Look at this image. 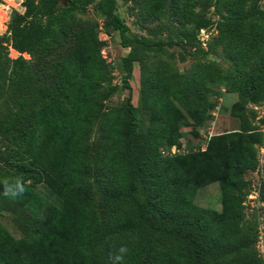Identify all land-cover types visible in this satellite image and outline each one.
<instances>
[{
  "label": "trees",
  "instance_id": "obj_1",
  "mask_svg": "<svg viewBox=\"0 0 264 264\" xmlns=\"http://www.w3.org/2000/svg\"><path fill=\"white\" fill-rule=\"evenodd\" d=\"M95 1L103 25L116 30L121 45L129 48L121 59L126 88L139 50H158L164 44L125 35L128 27L115 13L116 0H23V13H12L7 32L0 35V139L15 135V161L24 168L34 165L38 180L55 179L58 187L72 183L63 204L46 209L33 238L16 240L0 226V264H263L253 246L255 230L249 234L241 229L249 190L244 174L256 168L254 146L262 133L249 129L213 135L203 151L161 156L159 148L178 139L180 124L190 117L201 125L215 105L199 89L220 72L213 61L193 79L168 67L154 81L142 72L138 102L148 114L145 131L135 127L131 92L123 116L104 111L102 97L96 95L109 72L100 55L104 42L96 24L76 14ZM259 1L203 4L218 15L213 21L216 40L237 48L235 85L243 100L251 95L244 86L252 84L254 73L264 71ZM210 22L200 17L181 40L196 46L198 30ZM252 33L256 44L249 46L244 40ZM9 47L19 55L10 57ZM32 88L34 93L27 95ZM97 118L102 121L101 141L92 153L89 131ZM91 157L97 166L92 178L75 172L69 179L71 164L87 169ZM212 181L220 184V213L193 202L196 190ZM17 192L16 199L32 194L25 183ZM259 198L264 203V182ZM82 243L87 255L80 250Z\"/></svg>",
  "mask_w": 264,
  "mask_h": 264
},
{
  "label": "rangeland",
  "instance_id": "obj_2",
  "mask_svg": "<svg viewBox=\"0 0 264 264\" xmlns=\"http://www.w3.org/2000/svg\"><path fill=\"white\" fill-rule=\"evenodd\" d=\"M204 2L205 0H116L115 13L128 27L125 35L136 34L138 37L143 36L153 41H164L162 48L158 50H139V60L133 62V71L128 79L129 88L123 85L125 71L121 60L129 48L121 45L119 33L111 26L103 25L102 15L96 9V1L76 14L95 23L98 38L104 42L100 49V55L104 58L109 72L107 80L101 82L96 93L97 96L102 97L103 110L111 111L117 117L123 116L126 100L131 92L130 103L134 106L135 127L139 131H145L148 126L147 111L141 109L138 102L143 71H147L151 81L163 78L167 67L175 69L186 79H193L205 67V63L213 61L218 65L220 72L216 79L214 81L206 80L199 86L209 105L215 101V105L207 109L206 119L201 125H196L188 117V122L182 123L178 127L180 134L178 139L175 142L167 140L165 145L159 148L160 154L164 157L203 151L213 135L249 129L260 131L262 140L254 146L256 168L253 171H246L244 174L246 188L249 189L248 194L254 193L253 191H260L264 182V71L262 74L254 73L252 84L244 86V88L247 87L245 88L246 92L251 95L246 96L243 100L241 92H239L240 87L235 85L236 80H239L235 75L237 66L235 59L233 60L237 48L228 41L218 42L216 40L217 29L213 21L217 20L218 15L213 12V8L206 9L203 6ZM259 7L264 10V0L259 1ZM200 17L210 19L211 22L208 26L201 28L207 29L210 34L205 41H202L199 29L196 34L197 44L192 47L182 41L181 36L184 32L193 31ZM261 33L263 39L264 33ZM251 35H256V33L249 34L244 41L248 42L249 46H254L256 43H253L254 39L251 38ZM133 43L135 42L133 41ZM259 43V48L264 50V40ZM9 55L15 58L19 53L13 49L11 52L9 50ZM24 57L29 59L27 54ZM245 79L247 78L245 77ZM198 84L199 80L196 79V85ZM108 89H112V92L109 96L104 97L103 95ZM18 91H20L19 87L15 86L13 92L17 94ZM218 91L221 94L216 97ZM26 92L27 95L34 93L33 88L26 89ZM30 99L33 101V97ZM178 107L182 110L180 105ZM33 110L31 104L28 111L32 112ZM101 128V119H95L89 131L90 152L92 153L97 152L100 148ZM169 143L171 145L167 146ZM174 150L175 153L172 152ZM15 160V135L4 140L0 139V226L12 238L19 240L26 237L33 238L38 234L37 224L45 217L46 209L60 207L63 204L67 188L72 182L65 181L58 187L55 179L48 182L44 177H41L38 180L34 165H27L24 168ZM71 165L68 169L69 179H73L76 172L80 177L90 180L91 173L97 167L95 157L90 158L87 169L79 164ZM12 179H15V182L9 184L8 182ZM22 183L31 187L32 194L28 198L16 199L13 195L22 192H17ZM248 194L243 202L244 219L241 229L250 234L253 233L254 227L256 228L259 221H264V204L258 205L257 199L249 197ZM193 202L200 207L220 213L222 201L219 182L212 181L199 187L195 192ZM80 250L84 255H87L83 243ZM123 251L126 253L125 250Z\"/></svg>",
  "mask_w": 264,
  "mask_h": 264
},
{
  "label": "built area",
  "instance_id": "obj_3",
  "mask_svg": "<svg viewBox=\"0 0 264 264\" xmlns=\"http://www.w3.org/2000/svg\"><path fill=\"white\" fill-rule=\"evenodd\" d=\"M23 0H0V35L7 32V25L10 21L13 12L23 13L24 11ZM210 32L207 29H200V39L205 41ZM10 52L13 48L9 47ZM11 55V54H10ZM26 56V54H24ZM175 153V150L172 151ZM254 193H249V197L257 199L258 205H263L264 203L259 200V190L253 191ZM246 204V202H245ZM255 241L253 243L254 249L257 256L262 260L264 264V221H259L255 228Z\"/></svg>",
  "mask_w": 264,
  "mask_h": 264
},
{
  "label": "clouds",
  "instance_id": "obj_4",
  "mask_svg": "<svg viewBox=\"0 0 264 264\" xmlns=\"http://www.w3.org/2000/svg\"><path fill=\"white\" fill-rule=\"evenodd\" d=\"M23 189H21V191H22Z\"/></svg>",
  "mask_w": 264,
  "mask_h": 264
}]
</instances>
